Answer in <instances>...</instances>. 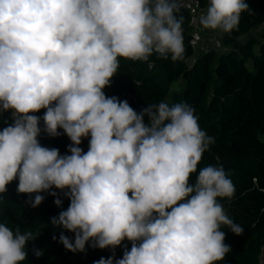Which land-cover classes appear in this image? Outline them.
<instances>
[{
	"label": "clouds",
	"instance_id": "clouds-1",
	"mask_svg": "<svg viewBox=\"0 0 264 264\" xmlns=\"http://www.w3.org/2000/svg\"><path fill=\"white\" fill-rule=\"evenodd\" d=\"M180 9L179 0H0V115L11 120L0 129V193L18 180L35 208L45 192L60 207L53 189L63 192L70 203L51 225L74 233L59 236L68 251L112 250L94 264H216L231 251L222 226L243 234L218 199L234 196L228 173L198 169L215 138L195 108L161 101L138 113L104 91L118 58L185 60ZM248 10L246 0H209L199 23L230 33ZM41 119L48 136L63 130L70 154L40 143ZM35 238L0 223V264H22ZM125 240L131 249L117 259Z\"/></svg>",
	"mask_w": 264,
	"mask_h": 264
},
{
	"label": "trees",
	"instance_id": "trees-1",
	"mask_svg": "<svg viewBox=\"0 0 264 264\" xmlns=\"http://www.w3.org/2000/svg\"><path fill=\"white\" fill-rule=\"evenodd\" d=\"M203 9H207L209 0H198ZM249 10L241 13L238 29L225 33L222 38L223 51L215 47L207 51L194 64L188 60L193 56L190 46L191 29L188 13L180 9L183 15V38L185 60L173 62L171 55L167 59L156 54L147 62L118 58L120 66L110 87L104 89L106 95H115L127 100L138 113L149 104L161 101L170 105L187 103L196 110L198 123L215 143L203 154L198 169L212 165L223 166L235 186L231 200L218 198L224 205L230 219L244 229L242 235H235L227 226L225 243L231 251L224 260L216 264H261L264 250V31L262 40L248 36L264 25V0H246ZM184 82L180 92L172 94L174 84ZM44 109L35 115L43 117ZM10 113L0 115V129L11 123ZM145 122L148 117L145 116ZM42 129L38 137L46 147L58 148L61 155L68 153L71 141L63 130L61 135L50 137ZM80 147L88 150V139ZM198 172L192 174L190 183L195 184ZM18 180L0 193V223L13 231L19 227L22 233L31 232L35 238L26 246L27 258L22 264H94L101 257L111 256L110 249L91 247L86 244L84 252H71L59 242L64 235L74 240V233L62 228H54L51 218L66 210L70 201L63 192H58L62 205L54 203L56 197L44 195V201L38 207L25 203L34 199L35 193L18 194ZM53 235L56 240H53ZM131 249V242L125 240L117 247L115 256L122 258L124 247ZM33 249H39L44 255L37 258Z\"/></svg>",
	"mask_w": 264,
	"mask_h": 264
},
{
	"label": "rangeland",
	"instance_id": "rangeland-1",
	"mask_svg": "<svg viewBox=\"0 0 264 264\" xmlns=\"http://www.w3.org/2000/svg\"><path fill=\"white\" fill-rule=\"evenodd\" d=\"M264 31V25L258 29H256L255 31H253L248 38H254L258 41L262 40V32ZM214 33L210 36H206V34L203 32L202 34V41L194 47V51H193V56L188 60V64L192 65L194 64L198 59L202 58L204 56V52H206L205 50L209 49H213L215 47V42L218 41L219 43H222V38H223V31L217 29L213 31ZM185 86L184 82H179L177 84H174L171 88V94L170 97L168 98V101L171 100L172 94L175 92H180ZM261 139L264 140V136H261ZM117 248L115 249L116 252ZM110 253L111 255L112 250L110 249ZM261 264H264V250L263 253L261 255Z\"/></svg>",
	"mask_w": 264,
	"mask_h": 264
},
{
	"label": "built area",
	"instance_id": "built-area-1",
	"mask_svg": "<svg viewBox=\"0 0 264 264\" xmlns=\"http://www.w3.org/2000/svg\"><path fill=\"white\" fill-rule=\"evenodd\" d=\"M181 4V10L188 13L189 27L191 29L190 46L195 47L202 41L203 26L199 23V17L201 14L206 13V9L201 7L198 0H179ZM215 49L223 51L222 44L218 41L215 42Z\"/></svg>",
	"mask_w": 264,
	"mask_h": 264
},
{
	"label": "crops",
	"instance_id": "crops-1",
	"mask_svg": "<svg viewBox=\"0 0 264 264\" xmlns=\"http://www.w3.org/2000/svg\"><path fill=\"white\" fill-rule=\"evenodd\" d=\"M203 31H204V33L206 34V36H210V37H212L211 35L214 33L213 31L214 30H210V29H205V28H203ZM224 33V32H223ZM206 52L207 51H209V49H207V50H205ZM206 52H204V53H206Z\"/></svg>",
	"mask_w": 264,
	"mask_h": 264
}]
</instances>
